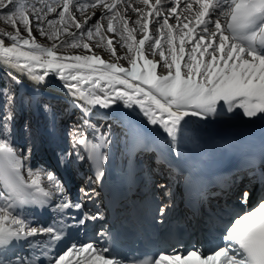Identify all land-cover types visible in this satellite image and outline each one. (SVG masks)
<instances>
[{
    "label": "snow or ice",
    "instance_id": "1",
    "mask_svg": "<svg viewBox=\"0 0 264 264\" xmlns=\"http://www.w3.org/2000/svg\"><path fill=\"white\" fill-rule=\"evenodd\" d=\"M119 2L62 0V4L56 7L45 4L44 8H38L33 5L30 20L22 5L13 11L17 0H0V11L10 13L6 19L15 27L18 12L19 20L28 32L27 38L20 34L18 28L15 33L0 32V67L16 84L22 83V77L37 83L51 76L58 77L73 97V103L82 108V126L93 131L95 126L89 117L95 106L107 109L117 101H122L129 108L139 107L149 123L158 126L173 141L183 129L186 117L215 114L218 107H226L229 112L233 108L242 109L248 117L264 115V0H194L198 5L194 24L189 20L182 27L179 26L181 14L177 13L181 0H172L176 7L169 8L168 15L162 17L163 24L160 25V28L167 30L166 36L161 31L160 37L168 44L171 55V63L163 65L169 69L164 76L156 74L157 63L144 55L147 42L154 53L159 50L161 58L167 60L161 48V39L149 35L147 16L140 8H133L140 17L135 23L140 25L144 35L138 44L128 43L135 40V29L127 27L128 21L117 10ZM139 2L146 6L148 16L154 19L162 16L161 0H156L155 4H150V0ZM183 2L185 12L191 14L193 3L189 0ZM73 6L81 12L88 6L99 8L101 16L110 13L107 24L109 32L116 31L113 19L121 23V31L127 33L123 37L124 43L129 51L135 50V58L129 68L106 62L95 54L65 56L56 51L58 46H81L76 34L64 26L67 24H74L81 41L85 35L92 38L93 29L95 35L103 39L102 25L97 22L85 32V26L92 17H87L82 25L75 20ZM57 8L62 10L57 12ZM48 13H57L58 21L47 19ZM92 15L95 16L96 12ZM170 16L177 20L175 27L168 22ZM213 16L215 19H212ZM44 22L52 29L50 33L44 32ZM58 23L62 26L60 29L56 28ZM33 27L41 35L57 39L59 43L51 47L41 45L32 35ZM174 30L179 32L178 36L174 35ZM62 33L71 38V44L69 39H59ZM4 37L10 41L8 46ZM177 39L178 51L174 43ZM186 42H191V51L187 54L189 62L183 65L188 69L187 75H182L181 61L185 57ZM112 44L113 41L108 39L107 47L115 55ZM82 47L92 50L88 43H83ZM205 54L210 59L205 60ZM137 60H143V65H139ZM173 67L174 73L171 71ZM0 97L3 99L0 115V264H37V260L27 259L15 252L13 255H16V259L12 260L7 253L25 245L34 248L36 245L33 242L36 241L44 249L43 255L48 256L49 250L57 248L64 239L63 225L55 220L47 226L35 222L23 214V206L48 204L55 198L59 200L55 205L58 213L70 209L82 211L84 201L93 200L97 193L91 187L89 178V186L79 190L80 201L74 202L54 172H44L42 176V169H31L29 156L17 148L11 138L14 103L11 89H0ZM70 136L74 151L81 145L87 150V158L94 161L96 180L99 181L104 175L101 165L107 158V154L100 150L110 144V136L101 134L99 143L92 144L79 126L73 129ZM76 157L81 161L85 159L78 151ZM24 169H27L30 177L27 181L22 175ZM44 180L47 187L43 184ZM238 203L240 209L229 214L221 234L213 239L211 247L188 250L184 255L180 254L179 249L162 248L143 264H264V195L253 202L252 193L243 189ZM166 208L167 205L159 209L161 215ZM99 216V212L91 216L83 212L78 224L83 225L86 219L95 220ZM76 257L79 259L75 260V264H125L118 253L102 247L99 241L73 242L66 250L56 252L48 264H71ZM39 264H43V261H39Z\"/></svg>",
    "mask_w": 264,
    "mask_h": 264
},
{
    "label": "bare ground",
    "instance_id": "2",
    "mask_svg": "<svg viewBox=\"0 0 264 264\" xmlns=\"http://www.w3.org/2000/svg\"><path fill=\"white\" fill-rule=\"evenodd\" d=\"M35 2L34 5L38 8H44L45 4H49L53 7L62 4V0H31ZM82 3H88V0H81ZM107 3H111L112 0H105ZM156 0H150V4H155ZM163 7L161 8V17H156L155 19L152 16L147 15V8L145 5L139 2V0H120L117 4V10L121 15L128 21L127 27L129 29H135L133 32V36L135 40H129L128 43H137L140 39L143 38V31L140 30V25L136 24L135 21L140 18L137 13H135L133 8H140L147 19L149 20L150 26L148 28L149 35L153 36V38L161 39V48L165 53V57L167 60H164L160 56V51L156 50L155 53L153 49L146 42L144 47V55L148 60H152L157 63V68L155 69L156 74L159 76H164L168 74L169 69L165 65L166 63H171V55L169 53V46L166 41L160 37V32L163 31L165 36L167 34L166 29L160 28V25L163 24V16L168 15V10L170 7H176L172 0H161ZM190 3H193V8L191 14L185 12V5L183 0L179 7H177V13L181 14V19L179 22V26L182 27L184 23H188L191 20L194 24V14L198 9V5L194 3V0H189ZM131 5V7H129ZM30 8H33L31 6ZM62 10V8H57V12ZM73 15L75 20L82 25L87 17H92L93 12L95 11L98 14V18L96 21L91 22L89 20L88 24L85 26V32L87 28H91L94 24L99 22L102 25L101 32L103 34V39L100 36L95 35V29H93L94 35L92 38H88L87 35L83 37L81 41L79 39V31L75 28L74 24H67L64 26L68 27L69 32L76 34L77 41L81 44L80 47L69 46L66 47L71 52H76L79 55H86V53H91L95 55L101 56L106 62L116 63L119 66H123L125 68L130 67V62L135 58V50L129 51L127 48V44L124 43L123 37L127 36V33H123L121 31V23L118 22L117 19H113V27L116 29L115 32H109L107 30V24L109 18H111V14L107 13L106 15H100V9H93L91 6H88L83 12L78 11L75 6L72 8ZM107 12V10H103ZM32 13V11H31ZM185 16L188 18L185 19ZM33 17V13L31 14ZM47 19H53L58 21L57 13H48ZM212 19H215L213 16ZM222 22H223V18ZM159 23H156V21ZM169 24L174 27L177 25V20L174 16H170L168 19ZM192 24H190V27ZM62 26L58 23L56 28L60 29ZM38 30V29H37ZM43 30L45 33H50L52 29L49 25L44 22ZM187 31V29H185ZM197 32L200 31L199 28L196 29ZM39 33V32H38ZM174 35H179L178 31L174 30ZM47 36V35H46ZM60 40L69 39V44H71V38L67 36L66 33L60 34ZM111 39L113 41L112 47L115 48V55L107 47V40ZM83 43H88L92 46V50L88 51L82 47ZM175 45L179 47V39L175 42ZM5 45L8 46L9 43L5 42ZM191 51V42L185 43V57L181 61V72L182 75H187L188 69L183 65L188 63L187 54ZM211 51V49L209 50ZM219 55V54H217ZM197 57L199 58V52H197ZM205 60L210 59V57L205 54ZM139 65H143V60H137ZM171 71L174 73L175 68L173 67ZM22 79L26 82V87L31 90V96L33 97V102L31 104L30 112L27 113L21 112L19 113L20 122L17 127H15L14 131L16 134L12 138L14 144L17 148L21 149L25 155L29 156L28 165L31 169H42L43 172L41 175L43 176L44 172L55 170L52 163L49 162L50 156H56L57 160L62 164V167L65 169L67 182H65L63 177L59 174L57 170H55V175L61 179L65 189L68 192V195L74 202H79L80 188L89 186V178H91V187L92 182L94 181L93 175L89 169L90 165H94V161L87 158L84 155V152L87 151L84 146H80L78 150L73 149V145L69 143L67 140L68 132H72L74 128L78 126L81 127V130L85 132L86 138L92 143H99V137L92 135L93 132H98L102 130L101 126L98 123H95V131L93 129H89L86 126H82V115L83 111L81 107L76 106L73 103V97L69 94L68 90L64 87V84L58 77L51 76L46 80L49 81L55 90L58 91L61 95L65 96L66 99L61 101H56L55 104L52 105L56 108L58 113L62 114V119L57 128L53 131H50V127L47 124H42V127L39 126V115H38V104H35L36 95L32 87H37L38 89H43V82H33L26 77H22ZM135 83V82H134ZM37 106V107H36ZM122 106L125 110V116L120 111V107ZM37 112V114H36ZM130 115L136 123L142 127V138L146 140V148L142 152H135L133 156H126L128 158V162L131 166L136 167L137 173L135 176V182L138 190L135 193V200L151 202L147 209H142L143 211L150 210L153 215L160 213L159 209L162 206L167 205V209L171 206V202L177 201L181 208L180 202L182 200L179 194V190L181 192V188L183 185V175L178 168L177 172L171 167V164L175 162L173 160V156L177 157V153L182 150V144L187 143L188 137L191 138L192 143L199 144L201 148L208 150V152L213 150H221L222 147L225 148V155L229 156L228 142L231 133L236 132L237 134H241L242 127L244 124V131L250 132L247 119L250 118L244 115L242 109L233 108L231 112L226 110L225 108H219L215 114H208L206 116H193L190 115L185 118V122H183V129L178 133L175 141H173L170 137L167 136L158 126L152 125L149 123L147 117H145L142 111L137 106H133L131 108L124 105L122 101H117L116 104L110 106L107 109L100 108L95 106V110L90 114V120H97L98 117L104 118L108 124H110V128H107L104 134L110 136L111 142L106 147L101 149L107 154L106 160L103 162L101 166H105L106 162L110 158V156L121 158V153H124L125 142L127 139L126 129L128 126H125V119L127 115ZM23 116L27 118H32L29 121L27 128L24 129L22 126ZM22 118V119H21ZM48 119V118H47ZM71 120L72 122H68ZM34 121V122H33ZM106 124V123H105ZM49 130V132H45V130ZM12 135V132H11ZM29 149V150H27ZM76 151L79 152L80 155L85 156L84 160H78L76 157ZM71 153V155H68ZM64 158L63 160L61 158ZM174 164V163H173ZM260 171L261 177L256 173L255 176H250L251 172ZM22 175L24 179L27 181L30 179L28 177L27 169L22 170ZM161 183V184H160ZM43 184L47 187V181L44 180ZM163 185L164 187H161ZM243 189H251L255 192L258 190L264 191V165L255 166L253 168H245L240 169L234 173H232L228 178H226L221 184L218 186H210L207 189L200 192L199 195V205L197 210L194 212L190 209L187 210L186 216H183L186 219L191 227H192V235L195 237L194 241L188 243L191 247V250L195 249H206L212 246V241L215 237L221 234V229L224 226L225 221L227 220L230 213L234 210H239L240 205L238 203V196ZM59 203V200L53 198L51 203H48V206L54 208V214L51 212L49 216H47L44 221L41 223L35 216H32L28 209L23 208V214L28 216L29 219L39 222L40 224H51L56 217H62L66 211L73 212L70 217H66L68 219L63 225L64 230V239L59 244L57 248L50 249L48 256H43V258L35 259L33 258V254L37 255L39 253V248L41 247L39 244L34 241L35 247L29 248L27 245L25 247H19L17 249H13L9 251L7 255L13 258V252L18 254H22L27 259H35L37 260V264L39 261H49L56 252L62 250L67 247L69 244L73 242L85 241L86 239L93 237L92 241H99L97 236L95 235L94 229L97 226H101L106 222L95 220L94 226L91 227L89 224V219H86L83 225L78 224V220L83 215V212H88L89 215H93L92 211L94 208H100L98 199L93 198V200L88 203H84V209L82 211H77L75 209L64 210L63 213H58L55 210V205ZM128 212L131 211V208L128 207ZM141 211V210H139ZM138 211V212H139ZM165 211V212H166ZM164 217H171V214H163ZM139 219V218H138ZM65 220V218H64ZM139 219V222L136 223L135 229L138 226L143 227L142 221ZM35 226V225H33ZM83 235H81V233ZM91 242V241H90ZM102 247L103 244L99 241ZM63 244L62 246H60ZM137 242L135 238H131V241L126 243L128 249L132 248ZM62 247V249H60ZM42 252L44 249L42 248ZM37 253V254H36ZM119 258L125 260V264H129L130 261L126 257L125 254L120 255ZM79 259V257L73 258L71 260V264H75V260Z\"/></svg>",
    "mask_w": 264,
    "mask_h": 264
},
{
    "label": "rangeland",
    "instance_id": "3",
    "mask_svg": "<svg viewBox=\"0 0 264 264\" xmlns=\"http://www.w3.org/2000/svg\"><path fill=\"white\" fill-rule=\"evenodd\" d=\"M34 3L35 2H32L31 0H17V3H16V5L13 6V8L16 10L17 8H19L22 5L23 6V10L26 12L27 15H29V18L31 20L32 19V17H31L32 8H30V7L33 6ZM7 15H9V14L0 11V32H11V33H15V31L18 28L20 34L22 36H24V37L27 38L28 37V32H27L25 26L20 22L18 12H17L16 17H15V19H16V26L15 27L13 26V24L11 22H9L8 19H6V16ZM97 18H98V14H96L95 16L92 15L91 22L96 21ZM150 26H152V24L149 23V27ZM32 35L35 37L36 41L38 43H40L41 45H43V46L51 47L54 43H56V44L59 43V41L57 39H49L46 35H41L40 31L37 30L35 27L32 28ZM5 42H7V43L10 44V41H8V40H5ZM66 47H69V46L68 45H66V46H58L57 49H56V51L59 54H62V55H65V56L79 55L76 52L69 51ZM86 55H91V53L88 52V53H86ZM2 68L3 67H0V69H2ZM43 83H44L43 89H38L37 87H32L31 89L34 90V93L36 95L35 104L37 103L39 105V103H44L49 108L48 119L44 118V115L42 113H40L39 109L37 110L38 111L39 118H40V120H39V126L42 127V124H47L50 127V131H53L60 124V121L62 119V114L57 112L56 108L52 105V103L55 104L56 101H61L63 99H66V97L63 96V95H61L60 93H58V91L54 89L53 85L49 81L45 80ZM18 85L20 87V92L21 93L18 94V95H15L16 96L15 98H17L16 99L17 103H13V106H12V120H11V132H12V135H11V138H13L14 135L16 134V132L14 131V129H15V127H17L18 123L20 122L19 113L25 112V111L27 113H29L30 112V109H31L30 106H31V104L33 102V97L31 96V90H29L26 87V82L22 79V83H20ZM22 95L23 96L25 95V97H27V101L24 104H23V99L24 98H23ZM13 97H14V95H13ZM24 101H25V99H24ZM2 105H3V99H2V97H0V115H2ZM119 107H122V106H119ZM38 108H39V106H38ZM120 111L123 114V116L126 115L125 114V110H121L120 109ZM36 114H37V112H36ZM128 116H130V115L128 114L127 115V118L125 120H127V121L133 120V119H129ZM98 118L99 119H97V120H90V122L94 126H95V123H98V125L101 126L102 130H100L98 132H93L92 133V135H94V136L96 135V136L99 137L101 134H104L105 133V131L107 130V128H110V124H108V122H106L104 118H101V117H98ZM31 120H32V118H27L26 119V117L23 116V120H21V121H22V124H23L22 126L24 127V129L27 128V125H28L29 121H31ZM70 121L71 120H68V122H70ZM73 122H72V124H74ZM44 130L47 133L49 132V130H46V129H44ZM70 133L71 132L69 131L68 134H67V137H68L67 138L68 139L67 141L69 143H71V145H73V141L71 139ZM27 150H29V149H27ZM76 150L79 151L78 148ZM52 158H54L58 163H60L57 160L56 156L54 157L52 155L49 158V162L50 163H51ZM52 165H53L54 169H56L55 166H54V164H53V162H52ZM52 172H55V170L52 169ZM250 190L251 189H249V191ZM252 194H254V191H252ZM77 195L79 196V199H80V196L81 195H79L78 193H77ZM72 214H73V212L66 211L62 217H57L56 219L60 223H62V224L64 223L65 224L66 221L68 223V219L66 217H70L69 215H72ZM64 218H65V220H64ZM91 222H92V219H91V221L89 223L90 225H91ZM83 233L84 232H82L81 235H83ZM89 241H90V239H87L84 242L87 243ZM34 245H35V243H34ZM62 245L63 244H61L60 246H62ZM70 245L71 244H69L68 246H70ZM25 246H23V247H25ZM60 249H62V247H60ZM63 249L66 250V247L63 248ZM41 250H42V247L39 248V253L38 254L36 253L37 255H34V254L32 255L33 258H35V259H39V258L41 259V258H43L44 255H43V252ZM18 255L22 256V254H18ZM15 259H16V255L13 256L12 260H15ZM48 262L49 261H45V263H43V264H48Z\"/></svg>",
    "mask_w": 264,
    "mask_h": 264
},
{
    "label": "trees",
    "instance_id": "4",
    "mask_svg": "<svg viewBox=\"0 0 264 264\" xmlns=\"http://www.w3.org/2000/svg\"><path fill=\"white\" fill-rule=\"evenodd\" d=\"M13 11L15 9L13 8ZM10 14V13H8ZM5 40H8L4 37ZM9 41V40H8ZM0 89H11V94L14 95V103H17L15 95L20 94V87L18 84L14 83L13 80L7 75V72L4 68L0 69ZM23 96V95H22ZM25 101H24V99ZM23 104L27 101V97L23 96ZM39 111L44 115V118H48L49 115V108L44 103H39Z\"/></svg>",
    "mask_w": 264,
    "mask_h": 264
}]
</instances>
